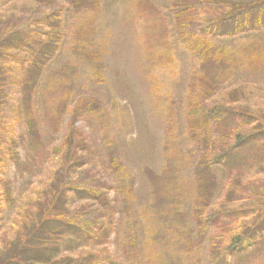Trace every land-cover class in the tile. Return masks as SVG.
<instances>
[{"label": "rangeland", "instance_id": "rangeland-1", "mask_svg": "<svg viewBox=\"0 0 264 264\" xmlns=\"http://www.w3.org/2000/svg\"><path fill=\"white\" fill-rule=\"evenodd\" d=\"M83 4L78 12L67 0H0V46L1 36L21 35L37 49L54 13L61 29L59 49L39 75L13 60L0 78V134L15 151L0 163V256L19 239L26 208L29 217L43 216L51 237L24 264H264V139L214 163L202 182V153L186 123L195 74L204 79L199 89L219 83L204 107L231 109L226 124L210 128V141L231 132L234 145L236 127L255 124L236 115H264V52L247 55L248 45L264 42V29L210 41L229 51L212 63L176 42L170 0ZM69 223L74 229H57ZM241 231L257 244L224 254Z\"/></svg>", "mask_w": 264, "mask_h": 264}, {"label": "trees", "instance_id": "trees-1", "mask_svg": "<svg viewBox=\"0 0 264 264\" xmlns=\"http://www.w3.org/2000/svg\"><path fill=\"white\" fill-rule=\"evenodd\" d=\"M93 0H90V4ZM69 4L78 11H82L84 8V0H67ZM96 4V2H95ZM93 3L92 9L96 10L97 6ZM205 5H212L211 8H205ZM206 10H209L207 16ZM170 11L172 13L175 31L176 42L184 48L192 58L199 61H211L219 62L220 64L227 58L229 51L223 47L210 44V41L218 37H234L240 34H246L253 31H260L264 29V0H170ZM58 14L54 13L51 22L53 26L50 31H48L46 37L42 42L37 43L36 49L33 45V39L30 37H23L21 35L17 37H4L1 36V46H0V78L6 76V69L9 68L13 60L24 61L21 65L28 66V73L39 75L46 64L51 60L54 54L58 51L59 42L61 40V29L60 24L57 21ZM199 21L200 24L199 25ZM197 26L194 28L193 27ZM7 40V41H6ZM6 41V42H5ZM5 42V43H4ZM10 43L11 45H8ZM4 44V45H3ZM15 46V47H13ZM247 55L250 57L252 53L259 56V52H264V42L255 43L248 45ZM244 48L241 49V51ZM261 60V59H260ZM264 62V58L262 59ZM237 60L233 57L231 53L230 64L235 65ZM201 76L195 74L192 76L190 90V95H188L187 100V133L190 140L199 148V152L202 153L201 160L198 161L197 167H201V173L199 177L203 181L204 177L207 178L211 174L212 165L215 164H225L230 160L231 154L234 150L248 145L259 142L264 139V115L256 119L252 114L247 113L246 110L236 116H240L243 120H247L246 126L249 122H254V125H249L248 131H244L243 126L236 127L234 130V145H229L231 140L230 135L227 132L220 134V142L210 141L211 135L209 133L211 127L219 128L226 124L227 120L231 117V109L225 106H216L214 108L204 107V101L209 98L207 90L209 92H214L219 88V83L207 82V88H197L195 85H200L204 79L193 80L194 77ZM3 83V81H1ZM197 82V83H196ZM199 89L200 91H195ZM234 95L232 93L230 96ZM5 91L0 83V117L2 115L1 107L4 102ZM199 99V100H197ZM192 102V103H189ZM80 108H76L73 112V121L71 122V134L67 139V145L69 149V156L71 151V146L73 144L72 138L74 137V125L76 124L77 117L80 114ZM231 114V115H230ZM239 118V117H237ZM1 126V125H0ZM261 139V140H260ZM14 145V143H12ZM13 145L9 148L6 147L5 143L0 134V163H6V153L7 156L14 154ZM202 167H205L203 169ZM52 184V183H51ZM205 186L203 183H201ZM51 187V185H50ZM51 193H54V189L51 187ZM101 195H103L101 193ZM107 199V197H105ZM53 203L49 202L48 210L53 209ZM203 206L198 205L196 207V217L198 222L201 224V228H204V219L202 213ZM26 214L23 213L21 216L20 226L17 227V234L20 236L18 240L12 241L10 246H6V251L0 256V264H24L28 261V256L31 252L39 249L40 247H45V242L50 239L51 235L45 232L43 228V216L38 214V217H29L30 214L26 208L24 209ZM19 211V210H18ZM56 211V210H54ZM214 212V211H212ZM214 214V213H213ZM51 219H57L62 215L53 213L50 214ZM212 216V215H211ZM210 216V217H211ZM210 217H208L210 219ZM59 218L58 220H60ZM62 220V219H61ZM73 223L63 224L57 229L71 230L74 229ZM81 226V225H80ZM39 230V231H38ZM83 230V229H82ZM89 236L91 232H88ZM59 236L58 234H56ZM43 237V241L40 244V240ZM48 237V239H47ZM256 235L250 232L235 233L230 237L228 244L224 249V254L233 256L235 254H242L247 248H253L257 244L254 240ZM29 262V261H28ZM50 264H55L53 261L49 260Z\"/></svg>", "mask_w": 264, "mask_h": 264}]
</instances>
